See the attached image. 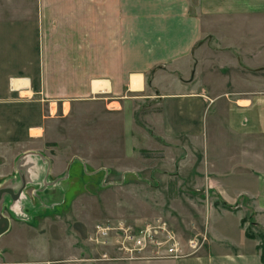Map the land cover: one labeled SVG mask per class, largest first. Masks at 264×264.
<instances>
[{"label":"crops","instance_id":"1","mask_svg":"<svg viewBox=\"0 0 264 264\" xmlns=\"http://www.w3.org/2000/svg\"><path fill=\"white\" fill-rule=\"evenodd\" d=\"M258 81L264 85V0H0V205L26 188L58 186L77 162L85 176L102 172L106 179V167L88 170L79 153L64 164V152L49 154L45 144L63 139L57 126L88 100H95L90 121L120 125L116 137L128 139L135 95L147 93L156 109L145 113L148 134L136 140L140 151H185L177 159L179 176L199 177L222 202L251 199L264 213V89L257 90ZM74 114L80 120L83 110ZM18 146L21 159L32 163L28 173L17 154L8 159ZM105 148L112 155V144ZM121 152L124 160L134 149L122 146ZM36 200L46 203L34 196L25 203ZM46 213L32 212L28 225L3 215L9 226L0 235V264L81 256L64 225L53 227ZM239 232L235 239L212 227L209 244L193 257L90 264H264ZM87 246L92 255L101 251Z\"/></svg>","mask_w":264,"mask_h":264},{"label":"rangeland","instance_id":"2","mask_svg":"<svg viewBox=\"0 0 264 264\" xmlns=\"http://www.w3.org/2000/svg\"><path fill=\"white\" fill-rule=\"evenodd\" d=\"M256 88L260 91L264 89V85L258 81ZM144 94L147 93L135 95L136 104L132 108L131 122L127 127L131 134L128 139L116 137L121 132L120 125L107 126L102 120L90 121V111L95 116V109L89 108V104L95 100H88L82 104L80 109L77 106V109L70 110L61 120V124L57 126L60 137L63 139L59 142L45 144L49 154L50 152L55 154L56 151L64 152V164L72 155L79 153L83 154L81 158L86 161L85 167L88 170L95 167H106L109 171L106 179L102 172L91 177L85 176L81 165L77 162L68 171V177L58 186L53 185L45 190L26 188L20 193L19 199L0 205L3 206L2 215L8 216L13 222L22 221L21 223L28 225L29 214L47 212L44 216L51 217L52 226L64 225L74 241V247L79 248L77 251H80L81 256L72 259H85L92 256L90 246H87L89 244L87 238L95 223L124 219L139 224L153 217L164 218L177 232L184 247L183 256L178 259L199 255L210 242L212 227L215 230L224 231L235 239L240 235L239 231H242L245 243L251 245L250 247L254 246L255 250L264 256V237H262L264 213L251 199L240 198L235 202H222L221 193L204 190L200 186L199 177L192 178L195 181L193 182L189 178L185 180L183 174L179 176L176 173L177 159L181 155L185 158V151L170 152V149H160L154 152L140 151L136 140L139 137V142H141L140 134H148L143 123L145 113L156 109L152 106V102H148ZM79 110H83L80 120L77 118L79 116L74 114V111ZM32 133L40 132L34 130ZM106 144L108 147L112 144V155H106ZM122 146L134 149V153L124 160L120 157ZM15 152H10V155H7L8 159L12 160L13 155L17 154L16 159L19 157L17 163L22 172L28 173L31 161L21 159L19 155L23 151L19 146ZM139 152H142L140 154H143L144 158H140ZM0 160L3 161L4 158ZM56 164L59 165L60 174L62 163ZM126 167L132 168L134 172L125 173L122 176L121 172L127 169ZM194 167H199V165L195 163ZM154 169H156L155 173H153ZM177 176L186 181L184 186L178 184ZM15 179L18 185L20 179L18 176ZM203 193L204 196H202ZM33 196L42 198L48 204H40L39 200L34 201L32 205L25 203L26 199ZM188 199H191V202ZM56 200H59L58 204L54 203ZM207 208L209 212L219 217L215 214L214 216L207 214ZM224 212L226 214H223ZM238 216L241 217L239 226ZM251 222L255 224L252 225ZM200 233L205 235L206 240L199 249L190 250L186 245L187 240L201 237ZM248 234L251 238L246 236ZM160 260L176 259L139 261Z\"/></svg>","mask_w":264,"mask_h":264},{"label":"built area","instance_id":"3","mask_svg":"<svg viewBox=\"0 0 264 264\" xmlns=\"http://www.w3.org/2000/svg\"><path fill=\"white\" fill-rule=\"evenodd\" d=\"M189 238L190 250L199 249L206 240L205 235ZM91 246L101 248L97 255L85 259H67L49 264H85L100 261H133L150 259H178L184 247L177 232L162 217L146 219L141 223L117 219L97 222L88 236Z\"/></svg>","mask_w":264,"mask_h":264},{"label":"water","instance_id":"4","mask_svg":"<svg viewBox=\"0 0 264 264\" xmlns=\"http://www.w3.org/2000/svg\"><path fill=\"white\" fill-rule=\"evenodd\" d=\"M1 192H2V189H0V202H1V199H2L1 198V196H2ZM18 196H19V194H16V195H13L12 197L15 200V199H17ZM8 226H9L8 219L5 216L1 215V213H0V235L2 233H4L8 229Z\"/></svg>","mask_w":264,"mask_h":264},{"label":"trees","instance_id":"5","mask_svg":"<svg viewBox=\"0 0 264 264\" xmlns=\"http://www.w3.org/2000/svg\"><path fill=\"white\" fill-rule=\"evenodd\" d=\"M251 224L254 225L255 223H254V222H251ZM246 236H247L248 238H251L249 234L246 235ZM262 237H264V233L262 234ZM261 257H262V259H264V256H261Z\"/></svg>","mask_w":264,"mask_h":264},{"label":"bare ground","instance_id":"6","mask_svg":"<svg viewBox=\"0 0 264 264\" xmlns=\"http://www.w3.org/2000/svg\"><path fill=\"white\" fill-rule=\"evenodd\" d=\"M48 185V184H47ZM46 186V185H45Z\"/></svg>","mask_w":264,"mask_h":264}]
</instances>
